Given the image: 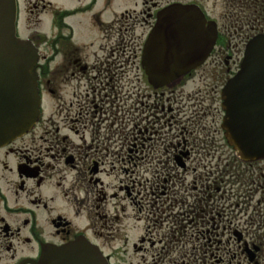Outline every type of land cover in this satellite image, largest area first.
<instances>
[{
    "label": "flooded vegetation",
    "instance_id": "flooded-vegetation-1",
    "mask_svg": "<svg viewBox=\"0 0 264 264\" xmlns=\"http://www.w3.org/2000/svg\"><path fill=\"white\" fill-rule=\"evenodd\" d=\"M199 2L141 0L140 10L123 9L106 22L109 0H17L18 35L38 53L40 110L29 132L0 147V264H37L46 248L78 239L111 261L106 248L122 222L133 229V207L145 222L131 244L136 254L169 244L179 250L189 222L198 245L193 264H264V170L258 165L264 161L249 166L259 177L252 171L243 182L229 170L204 167L217 154V164L233 160L227 145L219 148L223 114L216 103L247 42L264 34V0H225L223 43L172 86L154 89L130 74L136 42L159 11ZM210 69L214 80L206 76ZM153 154L163 165H149L152 181L143 180L133 160ZM122 235L124 241L128 235Z\"/></svg>",
    "mask_w": 264,
    "mask_h": 264
},
{
    "label": "water",
    "instance_id": "water-1",
    "mask_svg": "<svg viewBox=\"0 0 264 264\" xmlns=\"http://www.w3.org/2000/svg\"><path fill=\"white\" fill-rule=\"evenodd\" d=\"M15 0H0V147L27 133L39 117L35 48L16 35ZM217 39L216 26L195 6L159 12L145 43L142 67L154 88L168 86L201 65ZM222 129L246 162L264 159V36L247 45L240 70L221 94ZM257 250V249H255ZM38 264H109L82 241L46 249Z\"/></svg>",
    "mask_w": 264,
    "mask_h": 264
},
{
    "label": "rangeland",
    "instance_id": "rangeland-1",
    "mask_svg": "<svg viewBox=\"0 0 264 264\" xmlns=\"http://www.w3.org/2000/svg\"><path fill=\"white\" fill-rule=\"evenodd\" d=\"M103 1L108 2V0H99V3H102ZM153 2H160L162 5H164L167 1L171 2L172 0H152ZM110 3V6L108 5ZM109 3H107L106 5V10L104 13V19L106 20V22H109L111 20L114 19L115 16L119 15L120 13L123 12V9H132L137 10V8L140 10L141 9V0H109ZM200 6L204 9L207 10L208 13L210 14V16L212 15L213 19H215L218 22L219 25V30L220 32H224V28H226L229 24L228 20H225L223 18L224 12L227 11L229 12V10H227V6L225 3V0H200ZM99 7V6H97ZM238 12L240 15V17H245L247 16L248 12L245 11H236ZM233 19H230V21H232ZM21 25H22V21L20 23V32L22 33L21 30ZM146 33V31L144 32V34ZM141 34L140 30H137L136 35L137 37H139V35ZM223 39L225 38V34L222 35ZM143 39V36L141 38V41ZM140 40V39H138ZM137 40V41H138ZM138 44H140L138 42ZM135 66H138L137 63L134 64L133 66V77L134 79H138V81L140 82V84H143L144 80L141 74V71L139 69H137ZM222 68L218 69V75L220 72H222ZM206 76L208 78H210V80H214L215 79V75L212 73V70H208L206 72ZM219 137H221L220 135H218ZM219 143L221 144V140L220 138H218ZM259 169L264 170V164H258ZM215 166V165H214ZM240 168H234L233 170L229 169V173L232 174L234 176V180H242V182L244 180H248L250 177V173L252 171L255 172V176L254 178H256L257 176L259 177V169H253L252 167H250L247 171H245V169L247 168L246 165L243 166H239ZM255 167V166H254ZM258 180L257 179H253L252 182H254V184L252 185L251 183V188H253L252 190H256L257 188V184H255ZM264 184V179L261 180V184ZM258 199V196L255 197V200L253 201V204H255L256 200ZM137 208L133 207V220H131V224H133V229L128 230L129 228V222H122L121 226L116 227V236L114 239L113 244H111L110 247L106 248V253L107 254H111L112 255V264H172L174 261L175 262H180L181 264H193L194 263V259L196 256V251L195 248H198V245L195 243L194 238L192 237L193 234V230H189L186 234V239L185 241L180 244V249L179 250H175L174 247L176 246V244H169L168 245V249L165 251H162L159 247L152 253H148V254H136L133 252L132 248H131V244L132 243H136L138 238L144 233L145 230V222L144 220H139L137 218H139L141 215H139L136 211ZM117 230L121 231V232H117ZM125 233L128 235V237H126L123 241V236L122 233ZM120 235V236H119ZM119 237V238H118ZM126 239L128 240L127 243ZM156 255L153 259L151 256V254ZM179 255V256H178ZM165 256V261L164 263H161V258ZM171 258V261L169 260Z\"/></svg>",
    "mask_w": 264,
    "mask_h": 264
}]
</instances>
